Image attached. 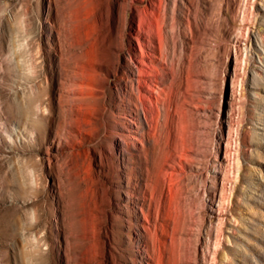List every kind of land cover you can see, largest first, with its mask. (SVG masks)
<instances>
[{"label":"rangeland","instance_id":"374dc122","mask_svg":"<svg viewBox=\"0 0 264 264\" xmlns=\"http://www.w3.org/2000/svg\"><path fill=\"white\" fill-rule=\"evenodd\" d=\"M111 5L123 64L153 58L152 113L120 69L74 137L59 22L89 39ZM0 117V264H264V0H0Z\"/></svg>","mask_w":264,"mask_h":264},{"label":"bare ground","instance_id":"6f19581e","mask_svg":"<svg viewBox=\"0 0 264 264\" xmlns=\"http://www.w3.org/2000/svg\"><path fill=\"white\" fill-rule=\"evenodd\" d=\"M124 13H125L124 14L125 19L123 21V17H124L123 12L120 10V8L117 9L114 5H111L108 7L107 12L105 14L96 17V20L92 19L91 15H86L87 16L86 18L84 16L83 21L86 20L85 24L87 25L88 30L90 29L89 31L90 36L88 35L89 39L87 38V36L82 38L81 37L82 34L79 35L77 31L68 33L65 22L63 21H62L63 23L59 22L60 32L61 34H63V37L59 38L60 39L59 55L60 56L67 55L69 60L67 64H65L66 66L64 65L65 67L61 75L62 79L59 81L58 109H60L61 112H63L62 113L63 123L61 124L62 128L68 131L70 134H74V137L77 132L83 133L87 125L90 122L94 121L93 119L94 114H96L98 110L105 108L106 106L105 102L109 96V91H110L109 79L113 75L118 76L120 69H122L123 72L126 73L127 75L128 74L133 75L135 73V69L138 71L137 79H134L133 77L132 78L127 77L126 81L131 80L130 84L132 85V87L134 86L135 90L138 93V99L139 102L141 103L140 105L142 106L143 111L149 114L152 113L151 111L153 105L147 99V94H145V92L146 93L148 92L145 84L147 80H150L152 77L157 75V70H155V67L149 65L145 60L146 57H150V59H152L153 61V58L151 57V53L147 52L144 47L142 48L143 49L142 55L145 58L140 60L135 58L134 56H130L129 58L130 64H123L122 55L120 53L121 51L125 50L127 47L126 33L129 28V18L128 15L126 14L127 11L126 12L124 11ZM177 18L182 23L185 20H188V17L186 16L185 12L181 11V9H179L177 12ZM103 28H105V31ZM102 29L104 31V34L100 33ZM136 32L137 35H141V34L143 35V32L145 34L144 26L140 21L138 23V29ZM176 34L179 35V28H177ZM84 38L87 39L84 40ZM153 38L155 37L150 36L148 39L149 42L148 46L152 47L151 50L155 48V46L152 44L154 40ZM67 41L70 42V52L68 53L65 52V46H63V43ZM177 41L175 39V42ZM160 42H162V40ZM181 49H183L186 52L188 51L186 50V45L184 44V42H182ZM86 52H90L91 54H94L95 58L92 61H90L91 59L89 60L86 58L87 57ZM120 78L124 79V77L122 76ZM135 83H138V85H135ZM115 88L119 89L118 83H116ZM213 114H214V110L212 108H209L207 111L204 112V115L207 118L211 117ZM210 124L207 123L206 127L195 125L190 130V133L193 134L195 131H198V133L209 135L212 133L210 132V130L212 129L210 127ZM15 132L16 129L12 127L11 130H9L8 134L9 136H11ZM191 136L192 135H189V138ZM194 136H192L191 138H196ZM212 137L215 140H217L218 135L212 133ZM133 145L134 147H137V144L135 142H133ZM206 208H207V204L203 203L198 209H200V212L204 214ZM201 235L202 234L198 235L199 241L201 240L202 237ZM194 252H197V247H195Z\"/></svg>","mask_w":264,"mask_h":264}]
</instances>
